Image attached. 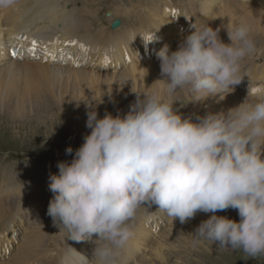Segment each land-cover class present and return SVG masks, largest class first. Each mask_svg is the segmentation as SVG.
I'll use <instances>...</instances> for the list:
<instances>
[{
	"label": "clouds",
	"instance_id": "obj_1",
	"mask_svg": "<svg viewBox=\"0 0 264 264\" xmlns=\"http://www.w3.org/2000/svg\"><path fill=\"white\" fill-rule=\"evenodd\" d=\"M16 2L0 0V8ZM192 29L176 50L165 44L156 53L160 81L169 95L187 87L193 101L223 100L242 80V61L256 51L251 29L207 22ZM134 92L126 115L100 117L89 104L91 132L50 175L53 224L71 240H92V258L85 259L117 264L142 205H157L181 223L205 212L211 216L196 227V243L242 250L245 261L264 255V97L250 103L248 92L241 104L193 120L160 95ZM229 208L238 210V221L216 214Z\"/></svg>",
	"mask_w": 264,
	"mask_h": 264
},
{
	"label": "bare ground",
	"instance_id": "obj_2",
	"mask_svg": "<svg viewBox=\"0 0 264 264\" xmlns=\"http://www.w3.org/2000/svg\"><path fill=\"white\" fill-rule=\"evenodd\" d=\"M72 1L17 0L11 7L0 8V45L4 40V55L0 57V111L7 110L17 117L28 105L50 107L48 102H53V110L66 114L79 111L84 118H87L89 104L96 111L97 106H100L103 112H110L114 116L123 115L129 108L128 100L136 96L134 91L160 95L176 104L174 107L177 109L191 110L200 102L199 112L206 105L210 107L209 112L227 111L241 104L248 92L250 103L264 97V64L259 65L264 57L259 48L256 49L257 53L242 61V80L223 100L215 97L193 101L194 97L187 87L169 95L164 81H160L164 77L156 56L164 40L170 47L178 38L176 50L180 40L193 30L192 24L195 22H207L213 28L223 27L227 23H243L250 27V34L256 44L259 38L264 41V0H250L249 5L243 4L242 0H161V5L157 3L159 0H151V5H117L113 14L108 13L111 26L114 14L131 20L129 15L124 14L132 13L137 24L128 26L124 22L118 28L112 26L111 31L103 20L98 22L99 7L96 0H87L84 6L77 3L72 5ZM19 33L27 34V37H50L49 44L42 38L37 39L36 44L28 42L27 45L33 49L31 54L36 59H10L6 49L11 45H21L16 40ZM149 35L153 38L148 39ZM220 37L225 43L230 42L226 28L221 29ZM140 52L149 59L142 57L145 61L139 63ZM102 67H107L102 69L106 72H101ZM100 86H104L105 90L100 89ZM22 185L0 186V259L9 255V260H0V264H97L95 260L85 259V256L92 258L87 247L92 240L69 242L65 230L60 231L51 217L46 221L41 215L46 207L45 201L41 203L28 198ZM21 206L33 208L31 216L35 219L34 226L27 227V233L21 237L12 253L9 225L19 219L21 213L27 212ZM141 209L142 216H138L137 226L134 223L131 227L133 235L120 250L117 264L138 259L146 246L150 247L149 254L141 256L135 261L136 264H174L175 261L186 264L180 255L165 251L181 249L179 253L182 254V249H185L195 252L192 237L198 226L195 224L197 216H202L204 220L211 213L198 212L186 223L177 222L178 218L173 220L166 217L168 227L153 241L149 236L153 237L159 217L162 218L166 213L160 211L157 205ZM148 210L158 215L144 218ZM9 213L11 215L7 221ZM136 227L140 229L134 231ZM53 240L55 244L52 246ZM208 260L199 263L208 264Z\"/></svg>",
	"mask_w": 264,
	"mask_h": 264
},
{
	"label": "rangeland",
	"instance_id": "obj_3",
	"mask_svg": "<svg viewBox=\"0 0 264 264\" xmlns=\"http://www.w3.org/2000/svg\"><path fill=\"white\" fill-rule=\"evenodd\" d=\"M87 0H73L72 5L84 6ZM97 6L99 7V16L100 19L98 22L102 20L105 22V25L109 31H111L112 26L109 23L110 18L108 13H114V8L117 5L122 6H134L140 4L151 5V0H96ZM243 4L249 5L250 0H242ZM161 5V0L157 1V3ZM71 4V3H70ZM141 12V11H140ZM124 15H129L130 19H127L124 16L113 15L112 20L119 18L122 20V24L125 22L128 26L129 24H137L135 16L132 13H127ZM132 16V17H131ZM124 24V25H126ZM261 34V33H259ZM263 35V34H261ZM224 38V37H223ZM229 41V38H227ZM260 40V41H259ZM4 40L1 42L0 47L2 50L0 51V57L4 55ZM256 49H261V56L264 57V41L260 38L257 41ZM165 44L168 45V42L164 40ZM162 45V44H161ZM164 46V45H163ZM169 48H172L170 46ZM175 50V48H174ZM258 50L255 52L257 53ZM263 54V55H262ZM138 62L148 60L141 52L139 55ZM145 60H142L141 58ZM1 63V61H0ZM145 63V62H143ZM113 64V63H112ZM264 64V60L260 62L259 65ZM111 65V64H110ZM109 66V65H108ZM100 68V67H99ZM102 69H107V67H102ZM140 82V81H139ZM102 90H105L104 86L99 87ZM136 100V96H132L128 100V105H130ZM53 102H48L50 107L48 106H35L30 107L29 105L26 107L25 111L19 113V116H12L11 113L7 112V110L0 111V186L5 185V187H14L17 184L25 187V193L28 194V198H32L39 202L46 203V207H44L42 216L46 221H49L50 216L47 214V205L48 199L51 200L53 193L49 189L50 183V175L58 174V162L60 161H68L70 162L75 155V150L78 149L82 143L84 142V136L91 132V129L86 126L87 118H84L82 114H80L77 109V113L75 114H66L62 111L53 110L55 106H51ZM200 102L197 103L196 106L190 109H179L180 113L184 116H190L193 120H197L200 117L209 113V108L204 106L201 108V112H199ZM176 106V104H174ZM53 107V108H52ZM128 110L123 114L126 115ZM98 116L103 117L108 112H103L100 109V106H97ZM195 110V111H194ZM198 111V113H197ZM61 112V113H60ZM197 114L198 116L194 115ZM51 114V115H50ZM71 146L73 148L72 154H67L66 149ZM31 186V187H29ZM29 187V188H28ZM13 199V198H12ZM14 200V199H13ZM28 201V200H27ZM6 202V201H5ZM15 202V200H14ZM14 205V209H15ZM142 207H148V205H142ZM21 208L26 209V213H21L20 218L16 219L12 225H9V244L11 246L12 253L15 252L17 244L20 243L21 237L27 233L26 229L29 226H34V217L31 216L33 214V208H27L21 206ZM138 210V213L135 219L131 220L129 223L131 227L135 225L137 226V218L138 216H142V209ZM13 209V210H14ZM32 211V212H31ZM13 212V211H12ZM11 212V213H12ZM11 213L7 214V221L9 220V216ZM160 214V213H159ZM217 215L227 216L229 218L239 220L238 210L229 208L224 211H218ZM157 212L148 210L145 213L144 218L150 216H157ZM211 216V214H210ZM2 216H0L1 218ZM47 218V219H46ZM161 220L162 218L159 217ZM166 219V218H165ZM208 218L204 219L207 220ZM31 220V221H30ZM203 220L202 216H197V220L195 224L199 225ZM29 221V222H28ZM37 222H39L37 220ZM177 222H180L179 220ZM199 222V223H198ZM168 227V224L158 226L157 229H154L153 237H150V240L155 241L156 237L159 233L165 230ZM55 229L58 230L57 227ZM138 227L133 228L134 231H137ZM51 230V228H50ZM16 233V234H15ZM66 238L69 239V234L67 231H64ZM194 240V250H183V253L180 254V250L167 249L165 252L171 251L175 252L177 255H180L182 260L186 261V264H198L199 262L208 264H264V255L259 256L255 259H248L245 261V254L242 250H233L231 248H220L216 244L208 241V240H200L198 243L195 242V237H192ZM11 241V242H10ZM52 243V242H51ZM90 244L87 246L89 248L88 253L92 254L93 245ZM24 244V243H23ZM55 244L53 240L52 246ZM16 245V246H15ZM22 245V244H21ZM13 247V248H12ZM86 247V248H87ZM191 248V246H189ZM149 246L144 247V252H140V255L149 254ZM189 248V249H190ZM14 249V250H13ZM54 250V247L51 248ZM45 252V247L43 249ZM52 253H55L53 251ZM184 254V255H183ZM174 255V254H172ZM9 256V255H8ZM7 256V257H8ZM140 256V257H141ZM1 258L2 261H8L9 259ZM139 257V258H140ZM138 259H132L127 261L126 264H136ZM214 258V259H213ZM174 260L175 258H171ZM12 260V259H11ZM10 260V261H11ZM174 264H181V262H177ZM199 263V264H201ZM17 264V263H15ZM87 264H92L88 262ZM94 264V263H93Z\"/></svg>",
	"mask_w": 264,
	"mask_h": 264
},
{
	"label": "water",
	"instance_id": "obj_4",
	"mask_svg": "<svg viewBox=\"0 0 264 264\" xmlns=\"http://www.w3.org/2000/svg\"><path fill=\"white\" fill-rule=\"evenodd\" d=\"M120 24H121V21L120 20H116L114 23H113V27L115 28V27H118V26H120Z\"/></svg>",
	"mask_w": 264,
	"mask_h": 264
},
{
	"label": "snow or ice",
	"instance_id": "obj_5",
	"mask_svg": "<svg viewBox=\"0 0 264 264\" xmlns=\"http://www.w3.org/2000/svg\"><path fill=\"white\" fill-rule=\"evenodd\" d=\"M147 38L152 39L153 37H152V35H149ZM33 43H35V41H33ZM72 43H75V41H73ZM12 55H15V53H12ZM253 91H255V89H253Z\"/></svg>",
	"mask_w": 264,
	"mask_h": 264
}]
</instances>
